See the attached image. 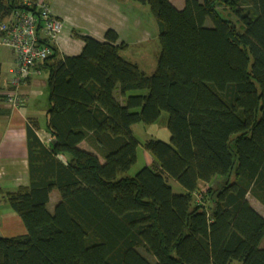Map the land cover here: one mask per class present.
I'll return each mask as SVG.
<instances>
[{
    "label": "trees",
    "instance_id": "1",
    "mask_svg": "<svg viewBox=\"0 0 264 264\" xmlns=\"http://www.w3.org/2000/svg\"><path fill=\"white\" fill-rule=\"evenodd\" d=\"M125 1L156 19L155 67L111 27L74 31L76 53L51 45L50 139L27 120L28 183L0 190L24 233L0 235V264H264V216L247 199L264 206V0ZM24 7L0 0V20ZM159 120L168 141L135 136Z\"/></svg>",
    "mask_w": 264,
    "mask_h": 264
},
{
    "label": "rangeland",
    "instance_id": "2",
    "mask_svg": "<svg viewBox=\"0 0 264 264\" xmlns=\"http://www.w3.org/2000/svg\"><path fill=\"white\" fill-rule=\"evenodd\" d=\"M171 1L178 7H181L184 2V0ZM47 2L51 5L52 9L56 11V13L62 11L64 14H66V16H70L69 20L67 18L66 22V26L68 27V29L61 38L62 43H57V46L60 45V50L63 53L64 49L62 48L67 46L69 42L73 43L69 39L73 37V35L71 36V34H73L74 31L78 32L82 29H86L91 31L92 35L97 36L96 32L101 31L106 20V22L109 24V27L114 28L118 32L120 38L127 43V49L124 54L128 58L136 59L135 61H137L138 65L146 73H150L155 67L159 52L158 28L155 22V17L152 16L149 8L146 5L131 7V5L133 4L131 2L118 3L122 13L115 11V13L113 14L109 11V8H107L108 10L104 8L102 0H47ZM217 8H221V10L225 11L228 10V8H224L222 5H218ZM124 11L125 15L123 14ZM109 13L112 14L109 15ZM221 13L224 14L223 12ZM70 22L76 24L77 26H70ZM109 27L107 26L106 28ZM61 39L58 38V40ZM79 44L81 45V42H79ZM10 56V52L5 47L0 45V63L2 64L1 77L4 80L7 79V81L14 75L15 68V62ZM31 76L32 83L30 84L31 86L29 87L27 98L31 108H34V110H36L37 108L40 109V113L38 114V121L39 126L42 129L45 127V111L48 104V89L46 84L47 73L41 72L39 74H33ZM27 88L28 86H26V89ZM22 89H25V87H22ZM21 95L23 96L22 99L24 103L25 94ZM133 131L135 136L141 141L150 137L168 141L170 136L168 129L164 126L163 123L160 122V120L149 125L141 123L135 124L133 126ZM39 134L41 135V137H48L44 130H39ZM80 146L85 149H90L87 143L84 142L81 143ZM137 155V161L129 170V174H134L142 166H144V159L140 145L137 147ZM171 184L174 190H182L181 186L176 182L171 181ZM17 185V182L13 178H11V180H4V178L0 179V189L3 190V192L15 190L17 188ZM204 189V184L201 183L199 185L200 192H197L198 195H196V198H194L196 202L200 203L201 195L199 194H202ZM57 198L58 194L54 191L51 194V204L54 203ZM247 199L249 200L250 204L264 216V206L251 194H247ZM6 211L12 212L7 203L3 200L2 194L0 193V233L2 232L3 234H13L17 232L18 229H11L9 230L10 232L6 233L3 231V228L1 226L4 213ZM15 224L19 225L17 219ZM17 228H19V226Z\"/></svg>",
    "mask_w": 264,
    "mask_h": 264
},
{
    "label": "built area",
    "instance_id": "3",
    "mask_svg": "<svg viewBox=\"0 0 264 264\" xmlns=\"http://www.w3.org/2000/svg\"><path fill=\"white\" fill-rule=\"evenodd\" d=\"M23 9L16 8L0 20V45L15 58L14 75L3 92L10 107L20 108L23 96L19 87L31 75L39 74V65L49 56L51 45L63 29V20L54 15L47 0H21Z\"/></svg>",
    "mask_w": 264,
    "mask_h": 264
},
{
    "label": "crops",
    "instance_id": "4",
    "mask_svg": "<svg viewBox=\"0 0 264 264\" xmlns=\"http://www.w3.org/2000/svg\"><path fill=\"white\" fill-rule=\"evenodd\" d=\"M102 3L104 4V8L106 10H108L107 8H109V11L114 14L115 11L122 13L118 3H127V1H125V0H102ZM133 6L134 5H131V7H133ZM49 7H50V9L54 15L58 16L59 18H61L63 20V29H62V32H61L60 37H59V39H61L63 34L68 29V27L66 26V22H67V18L69 20L70 16L69 17L66 16V14H64L62 11H59L56 13V11H54L52 9L50 4H49ZM131 10H134V9H131ZM112 13H109V15ZM123 14L125 15V11L123 12ZM70 23H71L70 26H72V25L77 26L76 24H74L72 22H70ZM104 23H105V24H103L104 27L101 29V31L96 32L97 36H95V35H93V36H95L97 38H101L103 36L104 31L107 29L106 27L107 26L109 27V24L106 22V20ZM80 31L81 32L84 31V32L90 33V34L92 33L91 31L86 30V29H82ZM69 40H71V42H73V43H70L68 41L69 44L67 46H65L64 48H62V47L61 48L64 49L65 51L70 52V53L78 52L79 48L81 46L79 44V41L73 40L72 38ZM57 43L61 44L62 39L58 40ZM57 47L60 50V45ZM8 51L10 52V55H11L10 57H12L13 60L15 61V58H14V55L12 54V52L10 50H8ZM1 65L2 64L0 63V86H1L0 93L2 95H4L3 92L6 89L7 79L5 78L6 80H4L1 77ZM2 81H4V82H2ZM31 83H32V76L26 82H24L18 89V92L20 94H25V100H24L25 102L23 103V105L20 108L10 107V105L8 103H6L4 101H0V179L4 178V180H6V179L11 180V178H13L18 184L17 186L25 185L28 183V169H27V161H26L27 154H26V145H25V135H26V133H25L26 129L25 128L27 125V120L34 119L37 121V123H38L37 134L39 135L40 139L43 142H47L50 139L49 134L46 131V127L41 129L39 126L38 114L40 113V109L37 108L36 110H34V108L30 107V103L28 101L27 95H28V90H29V87L31 86L30 85ZM26 86H28L27 89H26ZM22 87H25V89H22ZM47 106H48V104H47ZM46 110H47V108H46ZM45 118H46V111H45ZM39 130L40 131L44 130V132L46 133V135H48V137H41V135L39 134ZM25 175H26V178H25ZM1 191H3V190H1ZM53 192L54 191H52L51 194ZM51 194H50V199H51ZM16 219L18 220L19 225L15 224ZM1 226L3 228V231L6 233L10 232L9 230H11V229H18L17 232H15L13 234H3L1 232L0 233L1 236H14V235H19V234L24 233V227L22 226L19 217L13 212L6 211L4 213V217H3V221L1 223ZM16 226L17 227L19 226V228H17Z\"/></svg>",
    "mask_w": 264,
    "mask_h": 264
}]
</instances>
